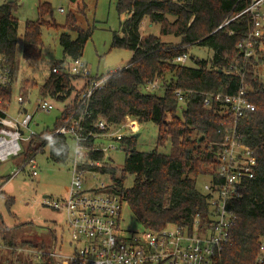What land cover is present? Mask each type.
Segmentation results:
<instances>
[{"label": "trees", "instance_id": "trees-1", "mask_svg": "<svg viewBox=\"0 0 264 264\" xmlns=\"http://www.w3.org/2000/svg\"><path fill=\"white\" fill-rule=\"evenodd\" d=\"M251 1L116 0L118 13L126 18L120 29L113 33L111 45L129 49L132 57L121 70L93 73L90 80L108 78L104 87L96 89L90 97V115L84 120L85 126L94 132L97 131L94 123L100 117L115 127L126 123L130 116L139 123L156 124L158 132L153 150H136L137 137L128 135L120 145L126 150L122 168L111 163L82 167L109 174L112 182L108 190L126 199L144 227L160 229L169 223L190 224L198 213L208 210L207 196L197 186V179L204 173L216 175L218 166L216 145L211 142L220 139L217 130L223 116L219 112L220 103L204 105V93H235L245 79L255 110L241 118L239 129L242 140L257 157L256 177L247 183L241 199L235 204L238 220L222 251L221 264H258L256 260L262 253L260 247L264 239V83L258 76L264 65V49H261L264 33L249 60L243 58L237 47L238 41L253 28L250 14H239ZM12 2L7 0L0 4V54L15 71L19 21L14 15L16 5ZM37 10L39 18L25 23L21 52L24 58H39L43 46V17L52 13V5L49 1L39 0ZM234 16L229 23L223 24ZM146 17L151 23L160 24L161 36L172 34L180 40L164 41L161 36L143 34L140 26ZM77 21L76 13L70 12L65 24L58 25V28H65L59 36L65 58H80L93 34L90 26L79 29ZM220 25L223 26L218 28ZM73 30L77 32L76 36L71 34ZM193 45L210 49L214 54L209 60L196 59L195 67L175 62L177 56L189 54ZM65 58L57 66H65ZM155 80H158L159 88L143 91ZM76 81H81L79 89ZM88 83L64 70L49 74L39 86V94L52 101H66L64 110L52 129L47 127L41 131L44 136L24 142L23 151L14 156L22 158L18 166L35 158L36 153L42 152L47 145L50 158L55 161L67 159L70 137L54 134L48 138L47 135L64 120L78 115L80 95ZM178 90L184 93L182 102L176 95ZM189 90L192 92H187ZM72 93H75L73 97ZM167 141H170L171 150L168 153L159 151L158 147ZM92 143L93 140H89L87 145ZM103 156L101 151H90L86 158L102 160ZM128 175H133V183L125 187ZM12 203L13 199L9 198V206ZM0 227L7 241L4 230L9 229L1 222V215ZM23 242L34 245L26 239ZM36 264L53 262L43 255Z\"/></svg>", "mask_w": 264, "mask_h": 264}, {"label": "built area", "instance_id": "built-area-1", "mask_svg": "<svg viewBox=\"0 0 264 264\" xmlns=\"http://www.w3.org/2000/svg\"><path fill=\"white\" fill-rule=\"evenodd\" d=\"M246 12L252 18L253 28L238 41L237 47L243 58L249 60L254 56L259 38L264 33V0H252L239 14ZM188 59L189 54L184 53L177 56L175 62L186 64ZM6 61V57L0 54V162L18 156L23 151V142L42 136L43 129H38L40 122L35 120V115L55 107L49 98L40 96L34 110L30 111V92L27 95L20 93L16 97L17 111L10 113L11 101H6V96L8 91L12 93L14 77L17 81L18 76L14 75V70ZM63 70L89 82L81 92L76 109L78 115L71 116L47 136L66 135L76 143V157L67 194L45 200L46 205L64 214L71 235L70 250L64 251L63 244H59L55 238L46 252L38 253L40 260L47 255L53 264H221L222 251L230 241L231 229L238 220L235 204L241 199L247 183L256 177L257 157L242 140L239 129L241 118L255 110L245 79H242L235 93H204V105L220 103L219 112L223 116L217 130L220 139L211 142L216 145L217 174L211 175L202 188L207 196L208 210L198 213L190 224L169 223L160 229L143 227L141 230H128L121 224L122 204L127 202L126 199L109 191L111 184L102 182L99 186L85 187L84 173L99 170L81 166L85 162L89 166H101L102 160L88 159L84 154L90 151L105 154L110 149L118 148L115 142L121 145L123 138L128 136L119 130L121 126L116 128L103 117L94 123L96 132L84 124L85 118L90 115V97L96 89L104 87L108 77L90 80L93 71L81 58L70 59L69 64L61 68L53 66L50 73ZM258 76L264 83V65ZM147 86L149 91L160 87L158 80ZM187 92L191 93L192 90ZM176 95L180 102L184 100L182 91H176ZM102 138L109 139L111 143L103 145L100 142ZM89 140H93V147L87 145ZM79 156L85 159L79 160ZM26 165L31 166L33 175L38 174L37 162L32 158L19 166L13 175ZM260 248L262 253L257 257L258 264L264 262V239Z\"/></svg>", "mask_w": 264, "mask_h": 264}, {"label": "rangeland", "instance_id": "rangeland-1", "mask_svg": "<svg viewBox=\"0 0 264 264\" xmlns=\"http://www.w3.org/2000/svg\"><path fill=\"white\" fill-rule=\"evenodd\" d=\"M7 0H0V4ZM49 1L52 5V13L44 16L42 27L43 46L40 56L37 59L24 58L22 55L23 33L27 20H37L39 18L37 6L39 0H13L16 5L14 15L18 18V38H17V65L14 75L18 76L13 83V91L7 95V100L11 101L10 113L17 111L18 104L16 97L28 92L31 104L29 110L33 111L35 104L40 98L39 86L49 76L51 68L59 65V61L64 59L63 49L59 42V36L63 29L58 28L65 24L70 12L76 13L78 18L77 26L79 29L93 28V34L87 41L81 60L89 65L93 73L104 74L116 72L127 66L132 57L129 49L112 47L113 33L118 31L124 15L117 11L116 0H41ZM63 9V12L61 11ZM68 28V27H67ZM140 31L143 34L160 35V24L151 23L146 17L141 23ZM76 36V30L71 31ZM164 41L178 42L179 37L169 34L161 36ZM214 52L200 45H193L189 51L187 66L195 67L196 59L209 60ZM194 57V58H192ZM69 58H65L64 65H68ZM59 67V66H58ZM108 77V76H107ZM78 89L81 81L75 82ZM36 85L31 88V85ZM31 88V89H30ZM26 91V92H24ZM149 91V87L143 88ZM75 93H72V97ZM51 100V99H50ZM52 101V100H51ZM55 105L50 111L36 113L35 120L40 122L39 130L46 127L53 128L57 118L62 114L66 101H52ZM66 121V120H64ZM63 121V122H64ZM117 128V127H116ZM45 130V129H44ZM43 130V131H44ZM111 130H116L112 128ZM121 130L125 135L139 133L137 137L136 150L151 151L156 147L157 125L153 122L139 123L134 117H127L126 123L121 125ZM54 131H51L52 133ZM42 136H44L42 134ZM48 136V135H47ZM49 138V137H48ZM107 146L111 141L107 138L100 140ZM108 150L102 161L101 166L111 163L117 168H122L126 157V150L120 147ZM24 144V142H23ZM69 153L64 161H55L50 158V147L47 145L42 152H37L35 160L37 162V175L32 174L29 165L16 172L18 165L21 164V157H11L0 162V215L1 222L9 229L4 230L7 241L4 239L0 227V264H36L40 262L38 253L46 252L52 246L55 238L59 244H63V250L69 251L71 235L64 214L45 204L46 199H57L64 197L71 183V170L73 161L76 157V143L68 138ZM90 147H93L91 145ZM88 147V150L90 149ZM86 148V147H85ZM159 151L168 153L171 150L170 141L158 147ZM87 151V150H86ZM89 153V152H88ZM88 153L84 156H88ZM85 157L79 156V160ZM87 166V162L82 164ZM81 165V166H82ZM110 165V164H109ZM99 166V167H101ZM86 170V169H85ZM133 175H128L125 180V187H130L133 183ZM211 179L210 175L202 174L197 179V186L202 190L205 182ZM102 182L111 184L112 177L101 172L84 173L85 187L99 186ZM45 195H49L47 198ZM12 198L13 203L9 206L8 199ZM122 225L128 230H141L143 225L140 223L129 204H122ZM28 240L34 245L23 242ZM42 242L45 245H42Z\"/></svg>", "mask_w": 264, "mask_h": 264}, {"label": "water", "instance_id": "water-1", "mask_svg": "<svg viewBox=\"0 0 264 264\" xmlns=\"http://www.w3.org/2000/svg\"><path fill=\"white\" fill-rule=\"evenodd\" d=\"M135 136L138 137V136H139V133H136ZM48 196H49V195H45L46 198H47Z\"/></svg>", "mask_w": 264, "mask_h": 264}, {"label": "crops", "instance_id": "crops-1", "mask_svg": "<svg viewBox=\"0 0 264 264\" xmlns=\"http://www.w3.org/2000/svg\"><path fill=\"white\" fill-rule=\"evenodd\" d=\"M45 128H46V127H45ZM45 128H43V130H44Z\"/></svg>", "mask_w": 264, "mask_h": 264}]
</instances>
